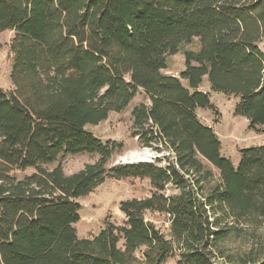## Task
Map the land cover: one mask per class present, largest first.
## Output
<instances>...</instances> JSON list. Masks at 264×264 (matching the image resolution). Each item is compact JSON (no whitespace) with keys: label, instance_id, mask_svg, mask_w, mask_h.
<instances>
[{"label":"trees","instance_id":"trees-1","mask_svg":"<svg viewBox=\"0 0 264 264\" xmlns=\"http://www.w3.org/2000/svg\"><path fill=\"white\" fill-rule=\"evenodd\" d=\"M7 30L13 89L0 88V264H216L224 240L263 225L264 145L241 149L234 166L196 111L213 107L199 89L206 76L212 90L238 98L235 115L264 132V0H0ZM194 40L179 75L163 74L167 57ZM139 91L148 103L133 107L130 135L163 155L108 167L123 144L86 126ZM83 153L98 159L66 174L59 159ZM107 178H147L150 195L122 200V224L105 221L80 238L77 199ZM146 211L168 216V237ZM245 257L264 264V244Z\"/></svg>","mask_w":264,"mask_h":264},{"label":"rangeland","instance_id":"rangeland-1","mask_svg":"<svg viewBox=\"0 0 264 264\" xmlns=\"http://www.w3.org/2000/svg\"><path fill=\"white\" fill-rule=\"evenodd\" d=\"M12 37L13 31L7 30L0 33V88L4 90L13 89L10 80L12 54L9 48ZM197 46L196 40L191 44L182 45L179 52L167 57V67L161 72L165 75L178 76L184 68V51L195 50ZM258 46L264 51V40L259 42ZM182 82L184 83V81ZM199 89L208 93L213 107L198 108L196 111L197 116L204 125L212 127L218 136L221 142L220 154L229 158L232 164L237 166L241 149L264 145V132L254 131L249 128L248 121L244 117L235 115L234 108L238 98L212 90L206 76L203 78ZM142 102L148 103V99L142 91H139L121 112H110L107 119L98 125L86 126L88 131L102 141L113 140L123 144L122 152L111 157L107 163L108 167L131 160L128 156L132 152L143 153L147 151L148 156L144 157L147 160L150 159L149 154L151 152H156L152 148L141 146L137 138L130 135L131 111L135 105ZM97 159L98 156L96 154L83 153L65 155L59 159V162L66 174H72L82 169L85 164L93 163ZM165 162L162 161L161 163L164 164ZM212 170L215 176H218V171L215 168H212ZM30 172L32 170L28 169L24 172H17V175L20 177L24 173ZM171 191L172 188L169 187L167 192ZM150 192L151 186L147 178L105 179L102 184L88 195L77 199L81 205L79 211L80 220L75 224L77 235L80 238L94 236L103 228L105 221L116 225L122 224L124 215L119 210L120 202L132 198L141 199L149 196ZM144 217L168 237L169 220L166 214L146 211ZM255 243L264 244V223L258 229L248 231L247 235L241 238L229 237L224 240L220 244L221 257L218 255L215 258V263L245 264V253ZM176 260V257H170L165 261V264H176Z\"/></svg>","mask_w":264,"mask_h":264},{"label":"bare ground","instance_id":"bare-ground-1","mask_svg":"<svg viewBox=\"0 0 264 264\" xmlns=\"http://www.w3.org/2000/svg\"><path fill=\"white\" fill-rule=\"evenodd\" d=\"M148 153L147 151H144L143 153H138V152H132L128 158L131 160H137V159H141L144 160V157H147ZM143 158V159H142Z\"/></svg>","mask_w":264,"mask_h":264},{"label":"built area","instance_id":"built-area-1","mask_svg":"<svg viewBox=\"0 0 264 264\" xmlns=\"http://www.w3.org/2000/svg\"><path fill=\"white\" fill-rule=\"evenodd\" d=\"M147 150V149H146ZM162 153H158V152H151V154H149V156H150V159L149 160H147V159H144V160H146V161H153L154 159H156V158H160V157H162ZM165 155H173L171 152H165Z\"/></svg>","mask_w":264,"mask_h":264},{"label":"water","instance_id":"water-1","mask_svg":"<svg viewBox=\"0 0 264 264\" xmlns=\"http://www.w3.org/2000/svg\"><path fill=\"white\" fill-rule=\"evenodd\" d=\"M136 161H146V160H141V159H139V160H128V161H125V163L136 162Z\"/></svg>","mask_w":264,"mask_h":264}]
</instances>
